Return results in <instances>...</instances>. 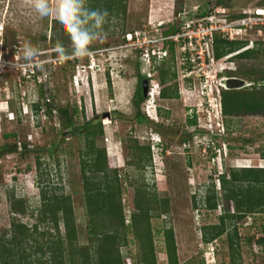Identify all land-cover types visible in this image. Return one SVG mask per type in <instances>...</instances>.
Returning <instances> with one entry per match:
<instances>
[{"label": "rangeland", "instance_id": "374dc122", "mask_svg": "<svg viewBox=\"0 0 264 264\" xmlns=\"http://www.w3.org/2000/svg\"><path fill=\"white\" fill-rule=\"evenodd\" d=\"M221 1L225 11L217 14L218 19L228 13L233 16L241 8L250 10L258 3L264 6V0ZM167 2L0 0V60L11 58L17 46L20 60L25 51L36 58L38 73L45 75V80L37 83L32 78H20L16 69L6 68L0 77V150L4 145L16 147L13 153L0 152V235L10 237L12 221L23 223L27 236L11 247L18 254L23 251L22 257L31 264H94L99 240L88 234L89 229H95V234L116 230L114 244L110 242L102 251L118 257L119 264H146L142 258L149 256L150 250L153 264H168L164 245L168 231L176 264H264V242H258L264 237V203L240 218H224V231L209 240L220 223L218 216L236 212L233 200L223 196L218 176L223 173L227 179L232 168L264 169V109L224 111L230 107V99H257L264 93V29L260 33L246 31V35L235 38L246 44L223 55L218 60L220 66L207 68L208 78L181 76L176 45V60H167L168 53L162 59L154 57V71V66L143 63L135 53L118 48L121 37L132 31L145 38L158 36L161 31L157 28L166 20L181 22L193 16L196 10H190L192 2H197V11L202 13L214 1ZM97 3L102 6L94 7ZM72 11L82 12L77 29L61 23ZM244 49L251 53L236 56ZM90 63L94 66L87 68ZM171 73L176 77V96L158 98L160 79L169 82ZM224 75H233L253 87L222 90L219 82ZM143 76L146 96L142 94L144 98L139 100L137 87ZM148 88L155 111H151V119L144 111ZM44 96L49 104H43ZM56 108L73 109L74 132L60 128ZM192 119L194 124L188 122ZM87 121L92 124L91 137L80 127ZM97 121L101 133L93 125ZM89 139L92 147H88ZM131 145L135 148L130 149ZM145 145L150 151L149 161L143 160L144 151L138 149ZM94 151L99 156L104 153L108 165L115 169L116 180L110 179L112 171L94 172ZM105 175L119 188L125 228L105 213L90 215L85 209L84 176L101 181ZM247 183L234 182L242 188ZM40 187L69 196L72 239L64 235L59 219L62 213L52 207L46 210L43 221L36 222L34 209L42 206ZM207 193L216 197L214 209L204 203ZM19 199L24 213H14L11 208ZM136 204L151 209L148 226L139 220L136 224L140 230L133 234L128 225L131 215L139 212ZM54 213L59 219L58 231L49 219ZM34 222L38 226L35 233ZM147 227L148 238L143 236Z\"/></svg>", "mask_w": 264, "mask_h": 264}, {"label": "trees", "instance_id": "16d2710c", "mask_svg": "<svg viewBox=\"0 0 264 264\" xmlns=\"http://www.w3.org/2000/svg\"><path fill=\"white\" fill-rule=\"evenodd\" d=\"M78 2H85L87 0H77ZM214 2L209 4L208 6L211 5H218L223 7V2L221 0H213ZM97 4H94V7H96ZM98 6H102V5H98ZM226 6V5H224ZM257 6H263L260 3H258ZM106 8H108V6H106ZM208 8V7H207ZM105 10V9H104ZM93 11V9H92ZM88 12H91L88 11ZM87 12V13H88ZM105 12V11H102ZM82 12L80 13V11L77 12H70V17L67 21H61L62 25H67V27L71 28V29H77V27H79L80 25V17H81ZM164 25H161L160 27H158L157 29H160V33L162 35H168V34H173L175 31L179 30L178 25H180V22L176 19L174 21H170L169 23H163ZM159 26V25H158ZM262 29H264V27H262ZM167 53L168 56H166V59L173 61L174 59V53H173V48H172V43L168 42L167 43ZM246 44V42L244 41H239V40H233V41H228L226 39H222L220 37L215 36L214 37V41L212 44V52H213V56L215 59H218L220 57H222L223 55H226L230 52H233L235 50H239L241 47H243ZM17 48V53H18V57H19V49L20 47H15ZM25 53V51L23 52ZM249 53H251V50L249 49H244L240 52H238L236 54V56H247ZM24 56V55H23ZM20 59V57H19ZM21 60H25V57H23ZM154 60L155 59H151L150 61V66L154 68V71L156 70V66L154 65ZM161 62V61H160ZM13 69V68H12ZM17 73L19 72V77L22 79H25L23 74L21 73L20 70H17ZM5 72V71H4ZM3 73H0V77L2 76ZM38 73V72H37ZM225 73V72H224ZM161 74V73H160ZM35 75H33L34 78ZM233 76V75H231ZM176 77L174 76V73H171L170 77L168 78L169 82H166L165 80H163L162 78L160 79V88L157 91V96L158 98H169V97H175L177 94V88H176ZM80 80H83L82 78ZM109 80V78H108ZM189 81V79H187ZM33 81H36L35 78L33 79ZM39 83V82H37ZM248 87V88H247ZM253 87V84L248 85V86H244L241 87L242 89H251ZM222 90H225L222 87ZM169 91V92H168ZM226 91H229L226 90ZM136 96L138 97L139 100L143 99V95H142V88H141V84L139 83L138 87H137V94ZM45 97V101H43V104H49L47 97ZM143 97V98H142ZM248 96H244V98H241L239 100H235V99H230L229 100V108H225L224 107V111L226 113H231V112H240V111H247V112H255L257 110V108H261L264 109V93L262 96L260 97H256L255 96H250L248 99ZM50 98V97H49ZM247 99V100H246ZM225 106V105H224ZM56 113L59 119V123H60V128L63 130H67V132L72 133L74 132V124L72 121V117H73V109H69V108H56ZM189 123L194 124V120H188ZM93 125H95V130L97 131V133H101L102 129H101V125L99 123V121H97L96 123H94ZM81 128L84 129V134L86 136H92L93 135V131H92V124L90 121H87L85 124L80 126ZM74 128H77V126H75ZM92 139V138H91ZM91 139L88 140V147H92V143H91ZM16 147L14 145L12 146H8V145H4L2 147V149L0 150V152H5V153H13L16 152ZM23 150L26 151L25 145L22 146ZM130 149L135 148L133 145H131V147H129ZM138 149L143 150L145 157H143V160L149 161L150 159V151L148 149V146L145 145V148L143 147H138ZM89 150V149H88ZM98 151H94L95 154V162H92L91 166L94 168V172L96 173H101V172H107V171H112L113 176L110 177L113 178L114 180H116V173H115V169H111V167L108 165V163L106 162V159L104 157V153L102 155L99 156ZM261 155L263 156L262 158H264V149L261 152ZM113 164V163H112ZM142 165V163H141ZM109 166V167H108ZM238 169V170H235ZM227 174H229L228 177H226L227 179H225V175L222 173L220 174L218 177L221 179V187H222V191H224L223 196L226 199H231L233 200L234 203V208L236 210L235 213L232 214H227V213H223L222 215H219L218 218L220 219V223L218 225V227H216V230L214 231V233L211 235V238H209V240L211 241V239H213L214 237L218 236L220 233H222L223 230V219L224 218H240L241 215L243 213H249V212H253L255 211L257 208H259L260 206H262V203H264V200L262 198L261 195H264V169L262 167L260 168H253V167H239V168H232L230 170V172H228ZM106 176V175H105ZM94 177H87L84 176V200H85V209L86 211L92 215L95 213H105L108 217H113L115 220L117 219V223H119L120 226H123V215H122V209H121V205H120V193H119V188L117 187V183L114 181L113 183H110L109 178L106 177H102L101 181L93 180ZM245 181L248 182L246 187L242 188V185H237L234 184V182L236 181ZM250 183L253 184H257V185H250ZM228 188V189H227ZM260 188H261V192H260ZM242 190L241 193L238 194V192ZM251 191V193H250ZM261 194V195H259ZM214 193H212V195L210 196L208 193L206 194L205 197V205H207L208 207H210L211 209L215 208V202L214 199L216 197H214ZM40 197H41V204L42 206H40L41 208H38L37 210L34 209L37 214L35 217L36 222H41L43 221L42 219L45 218V214H47L46 210L50 211L49 207H52V210L56 211H60V213H62V217H60L59 219L61 220L62 226H63V232L64 235L66 237L67 240H70L73 238L74 236V231L72 228V224H71V207H70V201H69V196L68 195H62L61 193L59 195H57V193L55 192H51L50 189H46V187H40ZM51 202H53L52 205H49ZM143 205V204H142ZM136 207L139 209V212L137 214H132L131 215V222L128 225V227L131 228L132 233L136 234V232L139 229V226H137V222H139V220H141L146 226L147 223L146 221H148V219L150 218V215H148V212L151 208L147 206H144L143 208L141 207V204H136ZM12 210L14 213H24L25 211V207L23 206V201L22 200H17L15 201V203L11 206ZM49 208V209H47ZM242 211L241 214H238L237 212ZM32 214V212H31ZM51 218V219H50ZM48 219V218H47ZM49 219L51 220V222L53 223V227L56 231H58L57 229V222L59 219H57V216H55V213L52 216H49ZM36 222H34L32 224V232L35 233V231H37V224ZM113 223V221H110ZM111 223V224H112ZM124 227V226H123ZM113 228V227H112ZM125 228V227H124ZM123 228V230L125 231V229ZM145 234H143V236H145L146 238L149 237V230L148 227L145 228ZM34 230V231H33ZM94 231H92V229L88 230V234L90 236H93L95 238H97V240H99V245L97 246V251L94 254V264H119V260L118 257H116L114 259V257L107 255L108 252H104L102 251V249H104V246H107L108 244L113 243L114 244V239L116 238V230L112 229V230H108L106 232L103 233H96L95 234V229H93ZM28 229L25 227V225L23 223H19V222H14L12 221V234L10 235L9 238L5 239L4 237H2V235H0V264H20V262L24 259V263L23 264H31L32 261H26L25 257H22V255L24 254V252L22 251L21 254H18L16 251H13L11 245H15L18 242H20V239L25 238L27 236V232ZM169 233L165 232L164 234V245L166 248V255H167V259H168V264H176V257H175V250H174V245L172 242V238H171V233L170 231H168ZM39 236H41V233H37ZM236 234V229L235 226L233 227V235L235 236ZM31 235V234H30ZM142 236V237H143ZM205 243H208L209 240L206 241V239H204ZM230 240V237H229ZM258 242H264V237H259L258 238ZM229 246L231 247V243L229 244ZM96 249V248H95ZM150 256V257H149ZM149 256L146 255L142 258V263H146V264H153L154 262V258H153V254L151 252V250L149 251ZM33 263V262H32Z\"/></svg>", "mask_w": 264, "mask_h": 264}, {"label": "built area", "instance_id": "2783aa9c", "mask_svg": "<svg viewBox=\"0 0 264 264\" xmlns=\"http://www.w3.org/2000/svg\"><path fill=\"white\" fill-rule=\"evenodd\" d=\"M212 6H207L206 11L202 13L195 11L193 16L188 15L184 21L180 22L179 30L173 34L162 35L160 33L157 34L158 36L152 35V38H145L138 31L127 32L121 37L118 48H124L131 53L133 52L143 63L150 64L153 56L157 60L166 56L167 43L171 42L173 53L175 50L174 45L178 49L177 60L181 66V76L188 77L193 75L208 78L209 74L206 73L207 68L221 65L218 63L220 58L215 59L212 52V44L215 36L230 41L235 38H240L238 37L240 35H246V31L248 33L252 31L260 33V30L264 27V6H257L250 10L248 8H241L233 16H230V13L222 15V19H218L217 14H224L225 9L221 6ZM188 17L190 18L187 19ZM1 29L0 27V36L3 34ZM148 43L154 45L150 47L147 46ZM11 55L12 59L6 56V58L0 60V73H3L6 68H13L20 70L25 79L35 78L37 82L45 80V75L37 73L38 65L36 58L29 57L28 53L25 52V60H20L16 49ZM174 58L176 60L175 53ZM92 64L87 65V68H92L94 66ZM220 70L218 68V72ZM182 71H185L184 75ZM33 75H35L34 78ZM214 76H216V73L212 75V77ZM231 77L237 78L234 76H222L219 82L220 86L224 85L225 81ZM204 84L206 85L207 82H204ZM248 85L244 81V86ZM209 90L212 91L211 86ZM148 94L151 93L148 92Z\"/></svg>", "mask_w": 264, "mask_h": 264}, {"label": "water", "instance_id": "95a60500", "mask_svg": "<svg viewBox=\"0 0 264 264\" xmlns=\"http://www.w3.org/2000/svg\"><path fill=\"white\" fill-rule=\"evenodd\" d=\"M244 85V81L239 79V78H228L225 81V86L228 89H237V88H241ZM141 88H142V94L145 95V91H146V84L145 81L143 80L141 83Z\"/></svg>", "mask_w": 264, "mask_h": 264}, {"label": "clouds", "instance_id": "9594fccd", "mask_svg": "<svg viewBox=\"0 0 264 264\" xmlns=\"http://www.w3.org/2000/svg\"><path fill=\"white\" fill-rule=\"evenodd\" d=\"M236 51H237V50H236ZM224 56H227V55H224ZM224 56H222V57H224ZM154 57H155V56H153L152 59H154ZM222 57H220V58H222ZM155 58H156V57H155ZM164 58H165V57H164ZM150 67H151V66H150ZM152 69H153V68H152ZM150 70H151V69H150ZM225 70H226V69H225ZM150 72H151V71H150ZM223 72H225V71H223ZM147 73H148V72H147ZM142 74H144V72H143ZM148 74H149V73H148ZM146 76H147V75H146ZM148 76H149V75H148ZM234 77H235V76H234ZM142 79L144 80V79H146V78L143 76ZM143 80H142V81H143ZM242 87H244V85H243ZM147 90H148V91L146 92V94H148V92H150V91H149V88H148ZM150 90H151V89H150ZM150 93H151V92H150ZM148 95H149L148 98L145 97V98H146L145 101L148 103V104L146 105V108L144 109L146 115L148 114L147 111H148L149 109H151L150 106H152V104H153L152 101H151L152 98H153V97H152V94H148ZM144 96H146V95H144ZM148 101H149V102H148ZM152 109H153V113H154V112H155V111H154V104H153V106H152ZM154 114H155V113H154ZM147 117L151 119L150 116L147 115ZM152 120H153V119H152ZM149 139H150V137H149ZM152 143H154V145H155V144H157L158 142H157V141H152Z\"/></svg>", "mask_w": 264, "mask_h": 264}, {"label": "crops", "instance_id": "0c3cea01", "mask_svg": "<svg viewBox=\"0 0 264 264\" xmlns=\"http://www.w3.org/2000/svg\"><path fill=\"white\" fill-rule=\"evenodd\" d=\"M170 1H171V3H170ZM172 1L173 0H169V2H167L168 4L170 3V4H172ZM207 1V0H206ZM208 3V2H207ZM190 5V4H189ZM194 8H196V9H194ZM197 8H198V5H197V2L196 3H193L192 2V8H190V10H192V12H194L195 10L197 11ZM197 12H201V11H197ZM167 22H169L168 20H166ZM167 22H164V23H167ZM1 101V100H0Z\"/></svg>", "mask_w": 264, "mask_h": 264}, {"label": "bare ground", "instance_id": "6f19581e", "mask_svg": "<svg viewBox=\"0 0 264 264\" xmlns=\"http://www.w3.org/2000/svg\"><path fill=\"white\" fill-rule=\"evenodd\" d=\"M76 77H78V75L76 76ZM221 87H223L224 89H228L226 86H225V83H224V85H222ZM153 106V105H152ZM152 106H150L151 107V109H149L147 112H148V116H150L151 114V111L153 112V109H152ZM154 115V114H153ZM154 119V118H153Z\"/></svg>", "mask_w": 264, "mask_h": 264}, {"label": "flooded vegetation", "instance_id": "af4514ba", "mask_svg": "<svg viewBox=\"0 0 264 264\" xmlns=\"http://www.w3.org/2000/svg\"><path fill=\"white\" fill-rule=\"evenodd\" d=\"M141 84V83H140ZM147 86V85H146Z\"/></svg>", "mask_w": 264, "mask_h": 264}]
</instances>
